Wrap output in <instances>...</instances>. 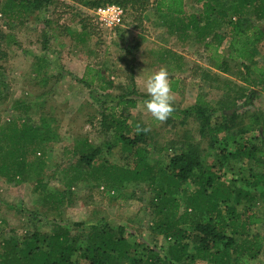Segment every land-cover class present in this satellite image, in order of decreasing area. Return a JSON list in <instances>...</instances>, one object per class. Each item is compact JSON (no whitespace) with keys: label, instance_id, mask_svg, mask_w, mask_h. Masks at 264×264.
<instances>
[{"label":"trees","instance_id":"1","mask_svg":"<svg viewBox=\"0 0 264 264\" xmlns=\"http://www.w3.org/2000/svg\"><path fill=\"white\" fill-rule=\"evenodd\" d=\"M194 1L202 4V9L191 14L185 10V0H86V5L95 8L116 3L125 10L137 9L141 13L152 11L161 19L168 33L176 36L183 46L187 45L188 39L194 44L203 45L209 54L211 67L228 71L230 61H240L246 74L243 77L240 75L241 79L250 81L252 75H256V84L264 81V65H259L255 60L264 39V30L258 24L259 20L264 19V0ZM51 2L2 0V11L12 21L22 20L28 13L38 14L45 10ZM228 2L230 5H227ZM223 25L226 27L223 28ZM86 28L83 26L79 33L81 42L88 35ZM11 38L13 40L12 35L0 30V59L7 58L8 54L2 47L4 41L7 39L8 42ZM226 41L228 44L225 46ZM44 45L47 46V43ZM164 54L161 58L167 60L170 56L171 64L177 69L182 68V53L168 49ZM47 60L44 55L36 58L38 71L42 67L46 68ZM87 76L88 79L80 78L78 81L90 87L93 98L100 101L101 131H112L111 141L106 142V147L108 150L119 147L120 151L126 152L127 164L121 165L101 157L100 145L95 146L87 138L75 136L73 147L64 148L65 156L71 155L74 159L62 169V180L66 187L45 191L46 199L54 209H59L66 200L72 201V184L85 178H94L99 183L115 188L130 182L146 183L147 189L153 194L150 197L154 215L152 229L165 235L167 244L156 249L143 246L124 235V226L104 223L103 219L90 226L85 222H75L45 236L34 231L21 240L14 236L0 239V264H233L234 256L257 259L264 246V237L260 233L250 234V231L253 226L262 223L264 217L253 205L256 196L254 191L237 190L221 181L222 163L228 159L225 151L219 157L220 165L214 162L209 164L206 159L208 153L201 147L200 141L191 140L192 137L185 134L177 141L160 145L162 151L170 150L171 153L167 168L159 166L151 158L150 146L155 142L153 134L150 131L138 134L136 126H145L142 123L130 125V109L135 108L139 100L149 98L147 94L138 92L133 76L129 81L132 89L117 95L108 91L115 85L102 76L99 70L89 69ZM48 77L44 76L41 81L46 84ZM170 82L173 90H177V80ZM48 92L39 94L34 100L35 104L39 102L42 111L38 123L30 122L28 117L18 116L5 126H0V175L8 181L22 182L32 173L38 184L47 185L43 182L46 146L62 140L55 117L44 109L48 103L45 96ZM255 93L252 90L245 95L244 104L250 103ZM243 95L239 91L222 103L221 109L231 110L225 115L229 123H212L216 107L203 94H198L195 103L187 108L174 106L175 112L166 122L175 123L178 119L180 124H187L188 119L193 118L199 122L200 140L209 137L212 147L225 133L226 136L220 141L225 145L234 137L232 133H226L227 130L233 129L236 124L240 125L237 123L240 105L236 102ZM30 103L15 99L12 109L27 113L31 109ZM257 128L261 136L250 137V143L248 137L242 141L234 139L235 151L231 155L244 156L259 168V172L251 170L248 184L258 189L259 197L264 200V171H260L264 170L262 117L251 115L248 124L238 130L247 133ZM256 141H260L261 145H257ZM186 181L194 186L188 192L183 188ZM182 199L186 203L183 214L180 213ZM86 226L91 227L88 232L85 231Z\"/></svg>","mask_w":264,"mask_h":264},{"label":"rangeland","instance_id":"2","mask_svg":"<svg viewBox=\"0 0 264 264\" xmlns=\"http://www.w3.org/2000/svg\"><path fill=\"white\" fill-rule=\"evenodd\" d=\"M2 6L0 0V30L12 35L13 40L11 38L8 42L7 39L4 41L2 49L8 55L7 58L0 59V126H5L18 116L28 117L30 122L38 123L42 111L39 109V102L35 104L34 100L39 94L49 91L45 95L48 103L44 109L55 117L62 140L46 146V173L43 178L46 186L38 184L32 173L19 183L8 181L0 175V239L14 236L21 240L34 231L45 236L75 222L89 225L103 219L104 223L124 226V235L132 241L149 248L164 247L167 244L165 235L152 229L154 215L150 197L153 194L147 189L146 183L130 182L115 188L99 183L94 178H85L72 184V201L66 200L59 209H54L46 199L45 191L66 187L62 180V169L74 159L71 155L65 156L64 148L73 147L75 136L87 138L95 146L100 145L101 157L121 165L127 164L126 152L120 151L119 147L107 149L106 142L111 141L112 131H101L100 101L95 100L90 92L91 88L78 79H88L89 69L99 70L102 76L115 85L108 91L117 95L132 89L129 81L133 76L138 92L146 95L143 82L161 67H166L170 80H177L179 85V91L174 93V106L184 109L195 103L198 94H203L216 107L212 123L223 124L228 121L225 115L231 110L221 109V105L241 91L244 95L236 102L240 105L237 123L243 127L248 124L250 116L255 114L261 116L264 122V81L256 84V75H252L250 81L241 79L240 75L243 77L246 74L240 61H230L228 71L211 67L208 62L209 54L203 45L179 44L152 11L141 13L137 9H126L123 25L106 28L97 21L93 8L86 5V0H52L38 14L28 13L24 19L15 21L2 11ZM201 9L202 4L185 0L188 14ZM258 24L264 30V19L259 20ZM83 26H87L88 35L81 42L79 33ZM227 44L226 41L225 46ZM168 49L182 53V68L174 67L170 56L167 57L168 61L161 58ZM43 55L48 58V64L38 71L36 58ZM255 60L259 65H264V39ZM247 63L251 66V63ZM44 76H49L46 84L41 81ZM252 90L256 91L252 101L244 104L245 95ZM15 99L32 102L31 109L27 113L12 109ZM144 101L145 99L139 100L137 106L130 109V125L142 123L151 128L150 132L155 139L150 146L153 162L167 168L171 152L162 151L160 145L177 141L185 134L192 137L191 140L200 141L201 147L208 153L206 159L209 164L214 162L220 165L219 157L225 151L228 159L222 163L221 181L237 190L254 191L256 196L253 205L264 217V200L259 197V190L248 184L251 181V170L259 172V168L244 156L231 155L235 151L234 139L242 141L248 137L250 143V137L261 136L258 128L242 133L238 130L241 126L236 124L226 132L232 133V139L224 145L223 141L220 142L226 136L223 133L211 147L209 137L200 140L197 120L189 118L187 124H180L178 119L175 123H160L146 111ZM256 144L261 145L260 141H256ZM183 188L188 192L194 186L186 181ZM181 201L180 213L183 214L186 203L184 199ZM89 226H86V232L90 230ZM250 232L260 233L264 237V221L253 226ZM232 262L264 264V246L257 259L234 256Z\"/></svg>","mask_w":264,"mask_h":264},{"label":"clouds","instance_id":"3","mask_svg":"<svg viewBox=\"0 0 264 264\" xmlns=\"http://www.w3.org/2000/svg\"><path fill=\"white\" fill-rule=\"evenodd\" d=\"M147 96L144 108L151 117L160 122H166L175 112V94L166 67H161L143 82ZM151 128L137 125L136 132L147 134Z\"/></svg>","mask_w":264,"mask_h":264},{"label":"built area","instance_id":"4","mask_svg":"<svg viewBox=\"0 0 264 264\" xmlns=\"http://www.w3.org/2000/svg\"><path fill=\"white\" fill-rule=\"evenodd\" d=\"M97 21L106 28H115L123 25L126 10L116 3H106L93 8Z\"/></svg>","mask_w":264,"mask_h":264},{"label":"crops","instance_id":"5","mask_svg":"<svg viewBox=\"0 0 264 264\" xmlns=\"http://www.w3.org/2000/svg\"><path fill=\"white\" fill-rule=\"evenodd\" d=\"M173 38H174V40H175L176 42H178L179 44L181 43V41H179V39H178L176 36H174ZM187 41H188V42H187L188 45L192 43V40H190V39H188ZM178 91H179V85L177 84V90H173V92L175 93V92H178ZM189 106H190V105H189ZM184 108H187V107H184Z\"/></svg>","mask_w":264,"mask_h":264}]
</instances>
